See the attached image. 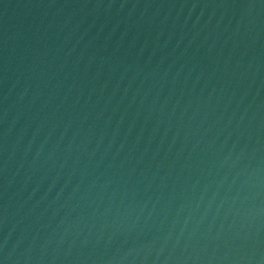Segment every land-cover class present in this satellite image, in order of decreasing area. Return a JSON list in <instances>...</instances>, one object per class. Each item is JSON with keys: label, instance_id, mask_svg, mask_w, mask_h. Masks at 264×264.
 <instances>
[{"label": "water", "instance_id": "obj_1", "mask_svg": "<svg viewBox=\"0 0 264 264\" xmlns=\"http://www.w3.org/2000/svg\"><path fill=\"white\" fill-rule=\"evenodd\" d=\"M0 264H264V0H0Z\"/></svg>", "mask_w": 264, "mask_h": 264}]
</instances>
